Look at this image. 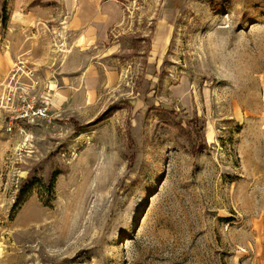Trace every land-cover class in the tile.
I'll return each mask as SVG.
<instances>
[{
	"label": "rangeland",
	"instance_id": "obj_1",
	"mask_svg": "<svg viewBox=\"0 0 264 264\" xmlns=\"http://www.w3.org/2000/svg\"><path fill=\"white\" fill-rule=\"evenodd\" d=\"M0 0V264H264V0ZM25 188V189H24Z\"/></svg>",
	"mask_w": 264,
	"mask_h": 264
},
{
	"label": "built area",
	"instance_id": "obj_2",
	"mask_svg": "<svg viewBox=\"0 0 264 264\" xmlns=\"http://www.w3.org/2000/svg\"><path fill=\"white\" fill-rule=\"evenodd\" d=\"M31 47H25L17 56L14 67L0 90V109L25 125L43 121L49 117L48 105L36 94L41 79L31 61Z\"/></svg>",
	"mask_w": 264,
	"mask_h": 264
},
{
	"label": "trees",
	"instance_id": "obj_3",
	"mask_svg": "<svg viewBox=\"0 0 264 264\" xmlns=\"http://www.w3.org/2000/svg\"><path fill=\"white\" fill-rule=\"evenodd\" d=\"M223 4H224V3H217L216 0H213V6H214V8H215V7H216V8L221 7V6H223ZM24 189H25V188H24Z\"/></svg>",
	"mask_w": 264,
	"mask_h": 264
},
{
	"label": "water",
	"instance_id": "obj_4",
	"mask_svg": "<svg viewBox=\"0 0 264 264\" xmlns=\"http://www.w3.org/2000/svg\"><path fill=\"white\" fill-rule=\"evenodd\" d=\"M174 1H178V0H174ZM179 1H186V0H179Z\"/></svg>",
	"mask_w": 264,
	"mask_h": 264
},
{
	"label": "crops",
	"instance_id": "obj_5",
	"mask_svg": "<svg viewBox=\"0 0 264 264\" xmlns=\"http://www.w3.org/2000/svg\"><path fill=\"white\" fill-rule=\"evenodd\" d=\"M83 2H85V3H86V0H83Z\"/></svg>",
	"mask_w": 264,
	"mask_h": 264
}]
</instances>
